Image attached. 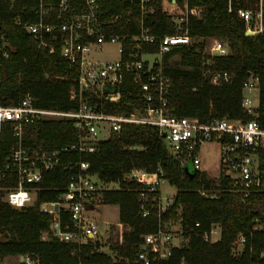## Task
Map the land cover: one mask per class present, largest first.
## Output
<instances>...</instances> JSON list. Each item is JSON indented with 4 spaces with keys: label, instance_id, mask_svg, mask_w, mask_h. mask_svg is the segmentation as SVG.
Listing matches in <instances>:
<instances>
[{
    "label": "trees",
    "instance_id": "obj_1",
    "mask_svg": "<svg viewBox=\"0 0 264 264\" xmlns=\"http://www.w3.org/2000/svg\"><path fill=\"white\" fill-rule=\"evenodd\" d=\"M38 1L0 0V25L11 45L10 56L3 63L0 102L14 104L30 93L39 106L76 110L79 100L72 97L71 90L78 88L75 80L78 65L66 60L58 46L52 53L41 47L17 22L18 17L22 22L37 19ZM98 2L107 16L132 11L130 22L121 19L109 28L111 32H138L137 1ZM187 3L190 8L198 10V14L189 15L187 22L193 42L175 46L163 54V71L174 76L169 94L174 113L199 117L202 122L213 117L251 119L242 105V85L252 73L259 79L256 119L264 129V32L247 36L245 23L236 14L237 8H255L257 0H187ZM155 7L154 13L143 19L144 25L157 38L156 42L145 45L146 51H158V39L177 32L171 15L163 11L160 1ZM210 38L226 41L230 52L212 57L205 65L202 52L204 42ZM173 54L180 55V66L167 63ZM203 69L225 70L233 73V77L228 82L211 84L202 76ZM120 91L122 97L119 101L90 99L99 103L106 113H141L140 83L133 75L125 76ZM23 129L25 144L59 151L62 165L43 175L37 185L40 190L35 201L22 209L4 202L0 190V232L7 234L6 240L0 241L1 259L20 257V262L15 264H25L21 261L22 256H29L35 264H135L133 260L143 236L157 231L159 226L157 211L151 205V213L142 216L138 189L143 184L128 177L134 170L144 169L157 172L161 179L177 189L173 203L162 213V219L170 221L178 216L183 240L157 264H264V143L257 151L261 184L257 193L245 199L228 176L220 174L216 183L200 170L193 177L186 174L154 125L123 123L119 132L98 141L94 152L78 151V135L71 119L40 120L24 124ZM16 142L12 124L4 123L0 134V161ZM71 161H88L91 173L102 183L116 182L119 185L101 192L103 203L118 206L117 222L125 229L122 241H112L110 246L115 255L101 250L98 242L75 244L61 241L50 230L53 214L39 210L41 202L56 200L68 183L73 172L69 165ZM155 194L152 192L150 198ZM59 216L64 227L69 220L68 212L60 209ZM215 225L220 228L219 238L212 242L205 240L204 235ZM112 228L115 229L116 225L113 224ZM44 232H48L46 238ZM239 235H243L245 241L242 250L236 253Z\"/></svg>",
    "mask_w": 264,
    "mask_h": 264
},
{
    "label": "built area",
    "instance_id": "obj_2",
    "mask_svg": "<svg viewBox=\"0 0 264 264\" xmlns=\"http://www.w3.org/2000/svg\"><path fill=\"white\" fill-rule=\"evenodd\" d=\"M129 1H137L139 10V30L134 34L113 33L109 30L123 18L129 23L131 10L125 15L118 13L107 16L98 0H39L35 9V21L22 22L20 17L17 18V22L41 47L52 53L58 46L66 60L78 65V75L75 78L78 88H73L71 94L72 97L78 98L79 106L71 111L39 106L36 98L30 93L14 104L4 105L0 102V134L2 125L9 122L17 138L16 144L0 161V190L3 191L1 199L10 206L22 209L32 204L40 190L37 185L42 181L43 175L62 165L59 151L43 150L24 142V124L50 119L73 121L74 130L78 135L77 149L80 152H94L97 149V142L103 139L96 135L100 128H105L104 125H107L109 136L119 132L123 123L154 125L180 166L184 168L190 165L195 172L203 171V146L216 142L221 147L218 162L220 173L230 177L236 191L245 199L258 192L261 179L257 151L264 143V129L256 119L259 107L255 97L259 92L257 75L250 73L242 85V105L252 116L251 119L213 117L202 122L199 117L176 115L169 103L174 76L163 71V54L175 46L193 42V37L188 33L187 22L189 15L198 14V10L195 7L190 8L187 0H171L174 6H179L178 2L182 4L178 14L168 12L177 32L161 36L158 39V51H146L145 45L156 42L157 38L150 28L144 25L143 19L146 15L154 13L155 5L159 1L165 11L163 4L167 0ZM229 10H232L231 3ZM236 14L245 23V33L257 35L264 32V0H257L253 9L237 8ZM106 43L117 45L118 58L104 59L93 56ZM10 51L11 45L0 25V84L3 63L9 58ZM229 52L230 47L226 41L213 38L212 44L202 52L204 64L208 65L210 59L216 55H226ZM151 55L157 57L151 61L147 58ZM128 74L133 75L140 83L141 113H106L99 103L90 99L98 97L113 100L117 92L121 93L120 88ZM202 76L208 78L211 84H217L230 81L233 73L203 69ZM106 89L109 91L106 92ZM69 165L73 172L56 200L39 204L41 212L53 214L50 230L54 236L66 243L98 242L100 249L103 246L102 241L107 243L108 239H111L116 243L121 242L125 229L117 221L109 223L105 240H102L98 227V224L103 222L98 207L99 203L103 204L101 192L107 189L102 187L105 183L91 173L88 161H71ZM128 177L143 184L138 189L142 216L151 213V205L159 217L157 231L143 236V242L133 262L157 264L159 260L171 254L172 247L180 245L173 240L170 222L162 219V213L173 203L174 195L163 201L159 188L163 179L157 172L136 169ZM152 192L156 194L150 198ZM60 209L66 210L69 215L64 227L59 216ZM113 224L116 225L115 229L112 228ZM215 233L216 229L212 228L210 233L204 235L205 240H217L213 238ZM43 235L46 238L48 232ZM244 241V236L239 235L236 244L242 245ZM262 255L264 256V253ZM21 261L25 264L36 263L29 256H22Z\"/></svg>",
    "mask_w": 264,
    "mask_h": 264
},
{
    "label": "rangeland",
    "instance_id": "obj_3",
    "mask_svg": "<svg viewBox=\"0 0 264 264\" xmlns=\"http://www.w3.org/2000/svg\"><path fill=\"white\" fill-rule=\"evenodd\" d=\"M171 0H167L163 6L165 7V12H171V14L176 15L178 14L180 7L182 4L181 2L179 3V6H174L170 2ZM169 14V13H168ZM213 42V38L207 39L204 42V48L210 46ZM94 57H99V58H104V59H116L118 58V53H117V45L116 44H111V43H106L102 45L101 49L93 54ZM157 57L156 55H151L148 56L147 58L151 61ZM164 61L162 60V65ZM167 63L170 66H180V55L179 54H173L169 57L167 60ZM256 101H259V92L255 94ZM105 128H100V130L97 133V137L99 139H106L109 136L107 125H104ZM220 152H221V147L216 143V142H210L206 143L203 148H202V155L204 157V161L202 164L203 172L205 176L214 182L219 181L220 177V169L218 168V162H219V157H220ZM118 183L113 182V183H108L105 185H102L103 188L107 189H115L118 188ZM160 188V194L163 197V201L165 202L166 198L169 196H172L176 193V187L175 185L169 183L167 180H162L159 185ZM98 212L100 213V217L103 219V222H100L98 224V227L100 229V234L102 237V240H105L107 235H108V228H109V223L111 221H118V206L117 205H109V204H102L99 203L98 207ZM97 216H99L97 214ZM179 217L176 216L175 218H172L170 222V229L173 233V240L175 243L181 244L182 242V236L180 234V221ZM214 228L216 229V233L213 234V238L218 239L220 236V228L219 226L215 225ZM44 236V235H43ZM7 234L0 232V241L6 240ZM103 242L102 250L106 251L107 253L115 255L116 253L111 251L110 246L113 243L111 239H108V242L105 243ZM242 250V245L238 244L237 247L235 248V252L239 253ZM20 262V257L18 256H8L4 258H0V264H15Z\"/></svg>",
    "mask_w": 264,
    "mask_h": 264
},
{
    "label": "water",
    "instance_id": "obj_4",
    "mask_svg": "<svg viewBox=\"0 0 264 264\" xmlns=\"http://www.w3.org/2000/svg\"><path fill=\"white\" fill-rule=\"evenodd\" d=\"M246 35L247 36H254V34L253 33H251V32H246ZM106 92L107 91H109L108 89H106L105 90ZM121 93L120 92H117L116 93V95L112 98L113 100H115V101H119V100H121ZM184 171H185V173L186 174H188L190 177H193L194 175H195V171L192 169V167L190 166V165H186L185 167H184ZM57 208V207H56Z\"/></svg>",
    "mask_w": 264,
    "mask_h": 264
}]
</instances>
